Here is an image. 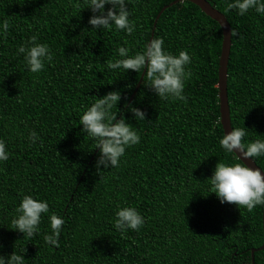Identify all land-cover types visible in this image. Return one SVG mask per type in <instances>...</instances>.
Here are the masks:
<instances>
[{
	"label": "trees",
	"instance_id": "1",
	"mask_svg": "<svg viewBox=\"0 0 264 264\" xmlns=\"http://www.w3.org/2000/svg\"><path fill=\"white\" fill-rule=\"evenodd\" d=\"M173 1L132 0L136 29L128 35L92 29L91 11L77 8V0H0V21L10 24L0 36V139L9 152L0 162V254L24 253V264H253L252 249L264 243V205L248 211L221 203L207 180L219 160L243 163L219 144L225 133L220 24L187 0L170 5L156 24L153 38L162 37L167 51L191 55L184 100H159L143 77L129 103L143 70L107 69L119 46L142 50L158 13ZM209 1L232 29V128H245L244 143L264 140V16L254 9L238 15L227 7L231 0ZM33 35L52 52L39 73L17 55ZM112 90L122 95L120 111L113 109L117 118L124 115L141 140L126 149L118 168L101 166V173L99 149L80 131L79 115L94 95ZM126 104L144 110L145 120L134 119ZM33 130L35 144L27 138ZM255 159L264 169V156ZM24 194L47 200L50 213L63 217L59 247L44 242L48 214L32 237L10 228ZM125 204L136 207L145 224L121 234L112 221ZM254 264H264V248Z\"/></svg>",
	"mask_w": 264,
	"mask_h": 264
},
{
	"label": "clouds",
	"instance_id": "2",
	"mask_svg": "<svg viewBox=\"0 0 264 264\" xmlns=\"http://www.w3.org/2000/svg\"><path fill=\"white\" fill-rule=\"evenodd\" d=\"M178 2L183 3L184 0ZM131 3L132 0H83L81 6L77 0L75 6L81 10L87 8L91 11L92 15L88 23L92 29L123 30L131 35L136 29L135 22L130 20L132 12L128 5ZM227 7L230 10H237V14L241 16L249 9H254L264 16V0H231ZM9 27L7 19L0 21V36L6 35ZM36 41L37 36L33 35L26 44H21L17 48V55L23 54L26 68L31 73L41 72L45 62L52 60L49 45ZM127 43L125 41V45ZM116 57L106 61L109 71L120 70L125 74L129 70L137 73L143 70L144 85L150 88L159 100L185 99V82L192 75L187 67L191 64V55L187 50L182 49L178 54H173L164 48L162 37H155L149 40L141 51L135 53H131V48L128 46H119ZM94 96L93 102L85 106L79 115V124L82 125L80 131L86 133V137L91 141H95L94 148L99 149L95 166L97 171L102 173L101 166L105 170L109 167L118 168L126 149L138 144L141 137L136 126L129 123L124 115L118 119V113L113 111L118 108V103L121 101V90H112L103 96ZM126 107L138 122L145 120L144 110L131 104H126ZM245 136V128L233 127L231 131L223 134L219 144L225 153L233 154L234 159L239 161H242V157L255 159L264 156V140L255 139L244 143ZM27 138L30 143L35 144L38 135L33 130L28 133ZM8 158L6 143L0 139V162ZM262 171L264 169L252 168L244 162L226 163L219 160L213 174L207 179L211 186L209 192H214L221 203H235L240 208L245 207L248 211H252L254 207L264 205ZM43 214H48V226L51 230L44 235V242L59 247V236L64 219L56 213H50L47 200L35 198L31 194L22 195L15 208L10 228L22 232L24 236L32 237L40 232ZM112 223L116 231L125 234L129 229L138 231L145 224V217L132 205H118ZM24 261V253L21 255L14 251L11 254H0V264H24Z\"/></svg>",
	"mask_w": 264,
	"mask_h": 264
},
{
	"label": "water",
	"instance_id": "3",
	"mask_svg": "<svg viewBox=\"0 0 264 264\" xmlns=\"http://www.w3.org/2000/svg\"><path fill=\"white\" fill-rule=\"evenodd\" d=\"M185 1V0H184ZM190 1L196 5H198L203 12H205L208 16H210L212 19L216 20L223 32V41H222V50H221V55L219 59V81H218V87H219V96H220V113H221V124L223 126L224 132H229L231 131L232 128V123H231V113H230V103H229V98H228V85H227V79H228V62H229V57H230V52H231V46H232V29L231 25L227 19V17L219 10L217 9L209 0H187ZM178 0L173 1L169 5H165L160 12L158 13L157 17L155 18L154 21V28L152 30V35L150 40L154 36V31L156 24L162 15V13L170 6L173 5L174 3H177ZM144 77V73H142L141 78L132 93L129 103L132 102L134 96L136 95L142 80ZM242 162L247 164L248 166L252 168H261L252 157L248 158H243L242 157ZM262 174H264V171H262ZM263 222H264V212H263ZM264 225V223H263ZM264 248V243L262 246L258 248H253L252 249V259H253V264L255 260V252L258 250H261Z\"/></svg>",
	"mask_w": 264,
	"mask_h": 264
}]
</instances>
